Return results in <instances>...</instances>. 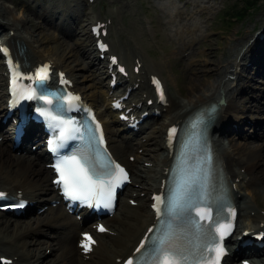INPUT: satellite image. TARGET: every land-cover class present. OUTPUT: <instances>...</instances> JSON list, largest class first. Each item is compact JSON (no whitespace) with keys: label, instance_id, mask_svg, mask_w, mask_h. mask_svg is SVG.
<instances>
[{"label":"bare ground","instance_id":"obj_1","mask_svg":"<svg viewBox=\"0 0 264 264\" xmlns=\"http://www.w3.org/2000/svg\"><path fill=\"white\" fill-rule=\"evenodd\" d=\"M87 1L52 0L48 8L35 17L40 21L24 14L17 16L15 10L0 1V31H3L0 33V42L14 49L22 65L36 67L49 64L55 73L65 74L66 79L73 83L74 90L97 110L99 118L105 124L112 153L132 172L133 188L128 194L138 202L140 209L132 208L129 199L122 201L120 212L104 221L111 231L117 233L116 237L98 235V247L89 257L83 256L77 245H74V238L80 237L77 231L82 230V224L61 207L54 208L49 203L57 201V197L51 183L52 171L46 167L49 157L40 146L41 143L36 142L32 134L28 133L21 149H15L7 127L2 130V122L0 190L8 191L11 197L21 196L29 200L33 203L29 208L33 213L38 207L48 205L49 208L43 214L35 212L33 217L17 222H12L11 219L4 222L0 220V257L13 259L14 264H121L118 259L132 255L155 222L151 197L163 191V180L167 178L172 160V151L167 144L168 130L180 126L191 113L212 102H217L219 107L214 120L213 143L227 173L234 202L240 213L235 234L243 236L248 232L251 235H264V179L260 177L261 173L256 174L257 169L264 166V85H259L258 80V77H264V29L259 36L250 33L245 38H229L226 51L221 48L212 51L214 39L204 34L202 23L196 17L212 13L216 9L215 5L210 0H190L186 4L192 5L194 9L192 13H188L181 9V0H167L162 9L169 7L170 16L166 18L173 36L181 45L177 52L181 54L190 51L179 58L178 66L192 65V76L185 77L189 91L184 97L181 96L183 101L175 99L166 84L168 105L160 106L155 102L152 80L159 78L163 81L167 62L163 59L153 60L157 65L152 66L145 59L147 48L144 46L148 44L145 35L149 34L150 28L137 27L129 1L118 11L120 18H124L125 13L130 11L129 29L120 22L114 23L111 18L105 20L102 13L93 11L88 15L82 14L83 19L80 14L89 6L92 10ZM97 1H90V4L95 5ZM57 20L59 25L56 24ZM87 23H91V29L94 25L105 23L107 37L114 33L111 43L106 41L111 49L106 54L105 61L96 51L93 44L96 40L91 31L87 30ZM56 32L58 33L54 35ZM124 33H133L132 37H127L126 43L135 42V47L123 45L121 35ZM71 38L74 39L73 43L70 42ZM45 43H54L55 46L46 48ZM202 43L207 45L209 52H198ZM110 56H116L127 73H130V77L124 79L112 94L108 72ZM167 57L170 61L175 56ZM135 68H139L138 73H135ZM83 70L89 74L82 75L80 72ZM5 71L6 66L0 56V118L6 114ZM164 80L167 81L166 76ZM261 82L264 84V80ZM129 88L133 91L125 104L129 108L134 106L131 113L139 118L145 111L152 114L160 110L162 115L160 122H157L158 126L155 125L158 118L151 117L147 120L141 129L149 127L150 131L137 139L135 135L121 134L126 131V124L119 121L120 113L111 110L113 96L121 97ZM149 100L154 101L152 107L147 104ZM137 106H141V109ZM254 112L257 117H261L251 118L249 113ZM248 123L254 131L247 135L245 126ZM236 136L242 142H236ZM226 137H229L227 143L224 141ZM32 145L37 146L35 152L31 151ZM140 150H143L142 154H139ZM15 152L22 153L19 155ZM130 157H135L134 164L130 162ZM145 162L151 163L154 169L137 165ZM260 182L262 186L255 190ZM235 186L239 190H235ZM241 187L252 189L250 199L240 191ZM45 195L50 196L44 197ZM49 227L52 230L57 228V234L47 232ZM58 230L61 231L60 234ZM39 235L54 241L26 239L27 236L31 238ZM46 247L52 249L51 255L55 251H59V254L54 259L45 260L48 254L43 250ZM253 257L256 264H264V248L253 246L241 250V253L228 258V264H242V261L252 260Z\"/></svg>","mask_w":264,"mask_h":264},{"label":"snow or ice","instance_id":"obj_2","mask_svg":"<svg viewBox=\"0 0 264 264\" xmlns=\"http://www.w3.org/2000/svg\"><path fill=\"white\" fill-rule=\"evenodd\" d=\"M48 72V66L38 70L36 77L39 83L37 88L26 90L28 98L47 99L44 95L37 96V91L46 87L44 82L48 80ZM68 99L78 101L79 97H68ZM48 103H51V100H48ZM48 118L55 120L51 115H48ZM176 131L175 128L170 129V136L175 137ZM60 135L63 137L64 131ZM205 162L209 165L208 168L200 166L194 170L186 167L182 162L173 170L166 194L154 197V210L158 217L163 218L158 220V227L154 232L149 230L153 235L146 238L148 248H144L142 242L136 249L140 255L136 257L135 264H220V258L225 254L221 242L230 232L232 225L214 221L215 232L220 235L219 239L213 235L212 243L215 246L209 247L204 242L203 236L206 231L211 230H206L192 215L195 212L204 219L203 210L207 209L210 218L213 206L217 207L218 214L224 208L222 195L217 193L214 183L210 184L212 172L210 155ZM56 170L59 173L56 183L62 184L67 197L85 203H90L93 198H100L104 202V207L109 209L113 207L116 188L127 179L125 170L111 161L105 165L103 171H98L86 154L73 155L61 160L56 165ZM217 199L221 200L219 205L215 204ZM232 215H235L234 211ZM100 231L105 230L101 228ZM85 239L87 242L82 244V247L85 251H90L91 243L94 241L88 236ZM193 239L196 243L192 251L180 243L182 240H187L192 244ZM141 249H144V252H141ZM208 252L212 255H206ZM126 264H134L133 259L129 258Z\"/></svg>","mask_w":264,"mask_h":264},{"label":"rangeland","instance_id":"obj_3","mask_svg":"<svg viewBox=\"0 0 264 264\" xmlns=\"http://www.w3.org/2000/svg\"><path fill=\"white\" fill-rule=\"evenodd\" d=\"M1 2L5 3L11 9L15 10V14L20 16L24 14L31 19L36 21H40L38 18H35L38 15H41L45 8L51 4V0H0ZM129 1L130 5H132V9L134 10L133 20L137 27H147L149 29V34L145 35V39H148V44H145V48H147V53L143 51L145 59L151 64L152 66H156V62L153 60L158 61L163 59L167 62L166 73H164L163 81L167 87H169L170 94L180 101H183L181 96H185L186 92L189 91V86L186 84L187 79L185 77L192 76V65L189 67H184L180 64L178 66L179 58L182 57L184 53H190V51L181 52L178 54L177 51H180L181 45L177 43V40L173 36V32L171 30L170 25L168 24L167 10L165 8L162 9V6L166 4V0H98L95 5L92 6V10L90 6L86 8L84 13L82 14L88 15L89 12L93 11L94 13H102L103 19H112L114 23L120 22V24L129 29L130 22H131V14L130 11L125 13L124 18H120L118 15V11L121 7H123L124 3ZM190 0H182L179 5L182 7V10H186L188 13H192L193 6L190 4H186ZM204 1V0H203ZM208 1V0H206ZM211 4H214L216 9L213 10L212 13H204L202 15H197V20L202 23V30L205 35H210L212 39H214V43L211 46L212 51L216 49H222V51H226L228 46L229 38H245L250 33H254L255 36H259L262 29H264V0L259 2L255 7L247 6V0H210ZM126 11V8H125ZM83 18V17H81ZM84 19V18H83ZM56 24L59 25V21H56ZM83 22L81 23V25ZM89 26L87 30H90L91 23H87ZM121 27V26H120ZM3 31H0L2 33ZM134 33V31H132ZM53 33L54 35L57 34ZM124 33L121 35V41L123 42L124 46H130L131 48L136 46L135 42L126 43L127 37H132V34ZM233 38V39H234ZM110 41L107 40L109 43L114 39V33L110 36ZM70 42L73 43L74 39L71 38ZM243 43V42H242ZM122 45V44H121ZM44 46L46 48L54 47V43H45ZM123 47V46H121ZM240 48V47H239ZM238 48V49H239ZM123 49V48H121ZM210 49H207V45L202 43L200 45V49L198 52H209ZM124 53H126L124 51ZM174 55V59L172 58L170 61L167 60V56ZM185 55V54H184ZM82 75H88L89 72H85L84 70L80 72ZM165 76L167 77V81L164 80ZM169 79V80H168ZM259 85H264L261 80H264V77H258ZM249 116L252 118H260L261 116L254 113H249ZM160 120V119H157ZM251 121V120H249ZM159 122V121H156ZM158 126V124H155ZM247 135L251 134L254 131V128L248 123L246 126ZM148 129L144 132L142 131L139 133V137L143 135ZM138 137V136H137ZM236 142H242L238 136L234 138ZM226 140V141H225ZM229 140V137L224 138L225 143ZM149 164L148 162H145ZM140 166L143 167V163H139ZM154 168H152L153 170ZM256 174H260L264 179V166H261L257 169ZM260 182L255 190H259L260 186L264 185ZM129 191L131 188H128ZM236 189V188H235ZM237 190H239L237 188ZM252 189L248 188L245 189L244 187L240 188V191L250 199L249 193ZM134 208V207H133ZM121 209V203L119 206V212ZM135 209H140L139 207ZM35 213L28 212L23 217H11L8 215L2 214L0 217L1 221H6L11 219L12 222L21 221L23 219H28L33 217ZM36 225V224H34ZM38 229V227H34ZM49 227L47 232H50L52 235H55L57 228H53V231ZM81 230H78L79 233ZM24 232V231H23ZM26 239L38 240V239H47L49 242H53L54 239H49L44 235H39L37 237H26ZM77 241V237L75 238L74 245ZM47 248V247H46ZM46 248L43 252H46L50 255L45 260L54 259L56 255L59 254V251H55L53 255L50 253V249Z\"/></svg>","mask_w":264,"mask_h":264},{"label":"trees","instance_id":"obj_4","mask_svg":"<svg viewBox=\"0 0 264 264\" xmlns=\"http://www.w3.org/2000/svg\"><path fill=\"white\" fill-rule=\"evenodd\" d=\"M262 0H247V6L255 7Z\"/></svg>","mask_w":264,"mask_h":264}]
</instances>
